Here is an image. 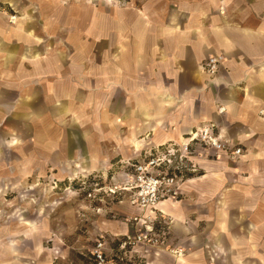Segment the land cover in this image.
<instances>
[{
  "label": "crops",
  "instance_id": "0c3cea01",
  "mask_svg": "<svg viewBox=\"0 0 264 264\" xmlns=\"http://www.w3.org/2000/svg\"><path fill=\"white\" fill-rule=\"evenodd\" d=\"M0 7V122L17 120L21 129L29 120L34 131L42 121L71 120L78 151L99 134V141L119 137L131 152L119 158L111 145L99 156L96 141L85 148L92 169L214 123L242 148L235 165L223 154L197 156V173L212 162L219 172L204 180L196 173L178 198L158 205L170 220L168 242L184 258L153 248L139 254L154 264H264V0H162L157 17L137 15L140 31L117 33L121 42L107 62L88 64L80 51L67 65L53 51L33 49L41 38L28 26L31 15L10 14L17 0ZM211 56L220 60L213 77L202 68ZM200 231L208 232L205 239Z\"/></svg>",
  "mask_w": 264,
  "mask_h": 264
},
{
  "label": "rangeland",
  "instance_id": "374dc122",
  "mask_svg": "<svg viewBox=\"0 0 264 264\" xmlns=\"http://www.w3.org/2000/svg\"><path fill=\"white\" fill-rule=\"evenodd\" d=\"M17 1L19 8L10 9V14L31 15L28 26L41 38L33 49L40 55L53 51L63 65L71 55L81 56L80 51L88 64L107 62L111 49L121 42L117 33L140 31L137 15L151 12L157 17L162 6V0ZM12 16L10 23L16 21ZM100 32L102 38H96ZM70 121H42L43 126L34 131L29 120L22 122L21 129L17 120L0 122V264H93L89 251L97 240L113 243L135 229L132 217L137 210L120 189L127 172L121 165L127 159L117 161L119 168L106 179L114 162L92 169L94 158L85 150L97 141L99 156L109 154L113 145L121 158L125 152L131 155L128 147L120 144L119 137V143L110 137L99 141L98 134L86 137L84 151H78L79 135ZM88 129L100 133L91 124ZM14 140H19L17 145ZM75 146L74 152L65 150ZM234 162L228 159L227 164ZM219 166L210 163L206 173L199 168L196 178L206 179L219 172ZM91 173L101 175L100 184L81 182ZM198 220L202 228L205 221ZM197 235L205 239L208 232Z\"/></svg>",
  "mask_w": 264,
  "mask_h": 264
},
{
  "label": "built area",
  "instance_id": "2783aa9c",
  "mask_svg": "<svg viewBox=\"0 0 264 264\" xmlns=\"http://www.w3.org/2000/svg\"><path fill=\"white\" fill-rule=\"evenodd\" d=\"M219 61V57H209L202 68L213 75ZM223 110L222 106L218 108L219 112ZM241 153L239 145L221 134L214 123L207 122L190 129L178 141L155 145L136 158L123 161L121 166L127 172L120 189L137 210L132 217L135 229L113 243L97 240L89 251L93 264H154L139 254L147 248L182 257L183 249L168 242L166 225L170 220L166 221L158 205L165 199L179 197L183 184L197 173V156L223 154L235 160Z\"/></svg>",
  "mask_w": 264,
  "mask_h": 264
},
{
  "label": "trees",
  "instance_id": "16d2710c",
  "mask_svg": "<svg viewBox=\"0 0 264 264\" xmlns=\"http://www.w3.org/2000/svg\"><path fill=\"white\" fill-rule=\"evenodd\" d=\"M114 164L116 165V166H114V165H112V167H110L109 168V170H108V176L106 177V179L109 177V175H111V174H113L114 172H115V170H117L119 167H118V162L116 161V162H114ZM114 166V167H113ZM118 167V168H117ZM101 175L98 173V174H90V176L89 175H87V176H85L84 178H83V180H81V182L83 183V184H86V183H90L91 181H93V182H95L96 184H100V180H101V178L102 177H100ZM92 178V179H91ZM88 192H90V190L88 191Z\"/></svg>",
  "mask_w": 264,
  "mask_h": 264
},
{
  "label": "bare ground",
  "instance_id": "6f19581e",
  "mask_svg": "<svg viewBox=\"0 0 264 264\" xmlns=\"http://www.w3.org/2000/svg\"><path fill=\"white\" fill-rule=\"evenodd\" d=\"M194 179V178H193ZM193 179L191 178L190 180H189V182H192L193 181ZM180 258V260L181 259H183L184 258V256H182V257H179Z\"/></svg>",
  "mask_w": 264,
  "mask_h": 264
}]
</instances>
